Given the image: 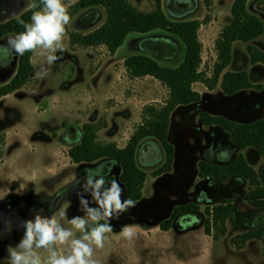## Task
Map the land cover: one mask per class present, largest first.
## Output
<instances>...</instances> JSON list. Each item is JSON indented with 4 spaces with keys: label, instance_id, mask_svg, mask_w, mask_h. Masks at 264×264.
<instances>
[{
    "label": "rangeland",
    "instance_id": "obj_1",
    "mask_svg": "<svg viewBox=\"0 0 264 264\" xmlns=\"http://www.w3.org/2000/svg\"><path fill=\"white\" fill-rule=\"evenodd\" d=\"M77 1L63 0L71 19L63 37V51L57 52L59 59L49 69L48 76L36 78L43 57L33 55L35 69L30 82L0 97V147L4 151V159L0 161V204L12 193L22 196L20 201L26 202L25 210L30 204L45 213L53 208L48 198L73 185L72 193L52 210L58 218L61 211L65 213L60 222L66 228L70 227L69 219L83 215L78 211L77 194L81 192L86 169L101 168L104 175H112L124 190L120 164L104 160L79 165L71 160L69 150L79 143L83 125L95 124L99 141L125 147L143 123L145 108L150 104L164 105L169 98L170 89L156 78L133 77L126 69L125 59L147 54L163 65L178 66L186 52L179 38L162 29L130 33L115 54L105 44L73 46L70 33H90L107 19L106 9L101 6L72 12L71 6ZM131 1L143 11L155 8L154 0ZM207 1L163 0V8L173 20L202 21L199 30L202 67L211 77L219 62L217 43L232 22L235 0H211V5ZM31 3L32 0H0V23L21 14ZM248 7L264 20V0H250ZM14 36L1 38L0 45L6 46L8 38ZM249 44L264 50V35L251 43L236 42L228 70H248L252 82L262 84L263 88L228 96L221 82L213 90L202 82L194 85L203 95L202 102L180 107L172 116L169 140L176 148L172 171L154 176V171L166 162L165 149L158 139H146L137 153L140 166L148 173L144 197L119 219L111 220L113 231L107 234L104 247L94 252L97 264H264V237L249 241L241 249L232 242L239 233L257 229L264 223V208H256L245 200L250 182L235 177L220 184L199 173L201 160L224 164L239 153L223 128L204 124L201 111L240 122L264 117V64L252 63ZM18 66V55L12 54L4 61L0 66V84L12 79ZM152 146H156L159 155L151 161L147 150ZM225 151L227 156H222ZM243 153L256 169L264 163V157L255 148ZM85 198L91 199L87 195ZM224 199H230L234 209L227 221V234L215 240L205 233L206 207ZM190 201L199 203L201 210L178 218L169 231L158 226L178 204ZM16 217L8 214L6 222L0 221V264H8L7 247L18 244L14 237L8 238L13 231L7 228L8 222ZM124 225L135 226V238L131 242L119 235Z\"/></svg>",
    "mask_w": 264,
    "mask_h": 264
},
{
    "label": "trees",
    "instance_id": "obj_2",
    "mask_svg": "<svg viewBox=\"0 0 264 264\" xmlns=\"http://www.w3.org/2000/svg\"><path fill=\"white\" fill-rule=\"evenodd\" d=\"M33 2V0H32ZM39 3V0H36ZM250 0H235L232 7V22L223 31L217 43L219 62L211 77L203 69V44L199 38L202 21L173 20L163 8V0H154L152 11H143L136 7L131 0H78L71 6L74 13L84 9L101 6L106 9L107 19L96 30L84 34L70 33L73 46L94 47L105 44L110 52L116 53L125 43L130 33H149L162 29L168 34L175 35L185 44L184 59L178 66L161 64L156 58L147 54H136L125 59L127 71L133 77L151 76L165 84L170 89V95L164 105L150 104L145 108L143 123L135 130L128 144L120 147L116 142H101L98 140V128L93 123H85L79 143L69 150V156L75 164H93L104 160H112L121 165L123 171L120 181L124 186L125 199L135 202L144 197V187L148 173L138 161V150L141 144L149 138L158 139L166 154V162L154 171L158 177L172 171L176 148L169 140L172 116L180 107H189L202 102L203 95L194 88L198 82L205 83L211 90L221 82L224 93L228 96L236 95L251 88L262 89V84H254L248 70H228L233 61L234 44L236 42L251 43L264 35V20L249 10ZM207 3L211 5V0ZM42 7V6H41ZM30 7L21 14L0 23V39L17 35L24 31L19 20L30 22L33 11ZM248 52L253 64H264V50L255 44H249ZM33 54L25 53L19 56V66L15 76L8 82L0 84V97L11 94L25 87L31 80L35 69ZM201 118L208 127L223 128L231 138V142L239 150L235 159L219 164L211 160H201L199 173L203 178H211L220 184L240 177L250 182L251 188L245 194V200L256 208H264V163L259 169L253 167L245 154L248 148L257 149L264 157V117L248 122H240L224 115H214L208 111H201ZM4 159V151L0 147V161ZM111 183L112 175H104ZM234 209L230 199H224L216 205H207V219L205 233L219 240L228 232L227 221ZM201 210V205L195 201L178 204L167 220L158 226L169 231L175 221L190 213ZM264 237V223L261 227L239 233L232 238V242L243 248L254 239Z\"/></svg>",
    "mask_w": 264,
    "mask_h": 264
},
{
    "label": "clouds",
    "instance_id": "obj_3",
    "mask_svg": "<svg viewBox=\"0 0 264 264\" xmlns=\"http://www.w3.org/2000/svg\"><path fill=\"white\" fill-rule=\"evenodd\" d=\"M30 8L40 10L32 12L30 22L19 20L24 31L9 37L6 46L0 45V66L12 54L23 56L30 52L43 57L35 76L44 79L59 59L57 52L63 51L62 41L71 17L63 0H33ZM222 156H227V152ZM123 191L118 182L106 181L101 168L86 169L81 192L77 194L78 211L83 215L69 219L67 228L60 222L65 217L63 211L58 218L55 213L43 215L41 209L34 219L21 221L23 236L15 247H7L8 264H97L94 252L104 247L107 234L113 231L111 220L135 207L134 200L123 198ZM86 195L91 199H86ZM134 227L122 226L119 235L131 242L135 238ZM7 228L10 232V221Z\"/></svg>",
    "mask_w": 264,
    "mask_h": 264
},
{
    "label": "flooded vegetation",
    "instance_id": "obj_4",
    "mask_svg": "<svg viewBox=\"0 0 264 264\" xmlns=\"http://www.w3.org/2000/svg\"><path fill=\"white\" fill-rule=\"evenodd\" d=\"M179 5H181V4L179 3ZM72 187H73V185H69L68 187L61 189L55 197L48 198L50 200L49 203H51L53 205V208L49 209L47 212L42 213V214L45 216H51L52 210H54V208H56L59 205L60 201L66 195L72 193V190H73ZM21 199H22V196L9 193L8 195L5 196V198L3 199V201L0 204V221L2 220L4 222H6L7 221L6 215H8V214H10V215L15 214L16 216H18L16 218H14V220L11 221L12 222L11 228H12L13 233L11 232V234L8 236V238H10V240L14 237L13 241H15V242H19L21 237L23 236L24 229L19 226L20 222L26 221L29 219H34V218H30V217L34 216L35 213L37 212V210H35L36 206H34V205L32 206L30 204L27 205L29 207L27 210H25L26 202L20 201ZM19 211H20V213H19ZM1 237H2V234H0V238ZM7 245H6V247H7Z\"/></svg>",
    "mask_w": 264,
    "mask_h": 264
},
{
    "label": "water",
    "instance_id": "obj_5",
    "mask_svg": "<svg viewBox=\"0 0 264 264\" xmlns=\"http://www.w3.org/2000/svg\"><path fill=\"white\" fill-rule=\"evenodd\" d=\"M180 6L184 7L182 5H180ZM147 154H149L148 159L152 161L158 157L159 152H158V149L156 148V146H152L149 150H147Z\"/></svg>",
    "mask_w": 264,
    "mask_h": 264
},
{
    "label": "crops",
    "instance_id": "obj_6",
    "mask_svg": "<svg viewBox=\"0 0 264 264\" xmlns=\"http://www.w3.org/2000/svg\"><path fill=\"white\" fill-rule=\"evenodd\" d=\"M149 77H150V76H146V77H143V78H149ZM135 78H142V77H135ZM55 176H56V175H55ZM55 176H54V177H55ZM55 178H56V177H55ZM188 231H190V230H187V232H188ZM191 233H192V232H191ZM188 234H190V233H188Z\"/></svg>",
    "mask_w": 264,
    "mask_h": 264
}]
</instances>
